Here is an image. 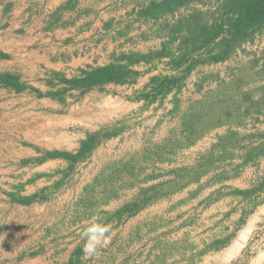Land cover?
<instances>
[{
  "label": "crops",
  "instance_id": "0c3cea01",
  "mask_svg": "<svg viewBox=\"0 0 264 264\" xmlns=\"http://www.w3.org/2000/svg\"><path fill=\"white\" fill-rule=\"evenodd\" d=\"M143 3L147 4L148 1L0 2V74L11 73L24 88L16 91L0 86V264H148L146 252L139 260L127 255V239L136 246L134 233L141 232V229L147 231L150 224L158 230V219L165 215L175 218L187 211L189 216L191 208H196L197 204L201 219L194 224H185L186 227L184 225L182 229L204 231L205 236L208 231L219 230L220 234L205 238L204 246L211 245V248L204 251L194 264H231L239 260L253 244L251 234L263 228L264 211L261 209L264 208V190L257 189L248 194L235 192V189L250 191L256 188L264 176L263 158L256 161L253 156L245 161L248 145L258 144L250 140L248 147H245L242 139L243 142L233 143L231 149L236 152L231 161L238 162L236 167L241 171L234 169L235 173L228 172L218 185H211L203 192L198 191L199 195H194L192 202L184 207H177V203L189 197L190 193L196 194V191H185L179 197H175L179 190L172 191L145 205L133 218H126L121 223H116L114 218L106 220L101 215H83L79 201L83 195V185L89 180L83 181L81 178V184L75 189L67 186L68 160L46 156L48 152L59 149L52 150L34 142L21 145V132H28V135L34 132L29 128L32 126L30 119L34 122L37 105L61 108L62 100L67 101L68 95L79 92L70 90L61 100L60 97H37L36 91L54 94L63 86L58 80L60 76L71 78L82 69L104 66L119 54L136 50L147 52L159 47L161 38L140 36L139 31L144 28L142 23L145 22L147 27L149 25V19L146 21L138 16ZM160 62L165 63V58ZM151 65L140 62L133 66L140 72L134 81L109 86L127 87V93L141 89L147 85L150 77L161 73H157ZM166 70L170 72L164 74L175 73L169 67ZM196 72L198 67L191 70V78H196ZM200 85L198 80H194L196 90ZM83 99H86V95ZM100 100L103 103L108 100L115 102L111 96ZM109 114L98 110L93 112V120L99 122ZM83 117L81 115V119ZM225 124L218 132L221 142L229 138V133L239 132L229 127V123ZM251 132L244 130L242 134L249 136ZM212 134L214 137L210 141L208 139L207 152L216 144V132ZM76 150L68 149L73 153ZM169 178L173 180L172 176ZM55 185L58 186L54 188ZM169 197L171 200L168 201ZM125 202L114 199L104 207L105 210H113L109 212L112 213ZM116 203L118 205L110 208ZM188 222H191L189 217ZM97 223L109 229L107 243L90 257L82 252L84 242L81 233ZM250 223L246 239L237 247L241 231ZM232 230L235 233L233 237L229 234ZM140 242L138 244H142ZM243 262L264 264V243Z\"/></svg>",
  "mask_w": 264,
  "mask_h": 264
},
{
  "label": "rangeland",
  "instance_id": "374dc122",
  "mask_svg": "<svg viewBox=\"0 0 264 264\" xmlns=\"http://www.w3.org/2000/svg\"><path fill=\"white\" fill-rule=\"evenodd\" d=\"M214 2L201 0L174 14L163 15L157 21L145 19L149 25L147 27L145 22L142 23L144 28L139 31L140 36L152 35L162 39V21L171 23L192 7L205 10ZM145 5L143 3L141 9ZM166 61V58L165 63L153 61L151 67L157 73H168L170 71L166 69L169 65ZM196 67L198 72L195 79L189 73L180 87L164 96H158L153 102L135 99L148 85V80L143 88L128 93L127 87L114 88L106 84L82 95L79 92L68 95L67 101H61V108L37 105L34 122L30 119L32 126L29 129H34V132L29 133L30 136L28 132H21V145L27 146L34 142L52 150H76L88 133L97 131L100 138L105 133L115 132L100 139L85 158L72 167L68 165V187L75 189L81 184V178L83 181L87 178L89 180L83 185V195L79 201L83 215H101L106 220L114 218L116 223L133 218L139 210L133 215L127 216L124 213L118 217L115 211L109 213L113 211L110 208L118 203L110 205V210H105L104 206L114 199L120 203L132 201L141 194V189L148 186H154L148 191L147 196H151L148 204L172 191L179 190L175 197L182 196L185 191H196V194L190 193L189 197L177 203V207H184L192 202L194 195H199L198 191L203 192L211 185H218L228 172L241 171V168L236 167L238 162L231 161L236 154L231 150L233 143H240L243 139L242 142L249 149L259 146L255 151V160L264 159V33L256 36L252 43H245L242 49H238L227 60L199 64ZM194 80H198L199 85L201 83L197 90L194 88ZM85 95L86 99H83ZM106 96H111L115 102L108 100L103 103L100 99ZM245 96L248 98L245 99ZM98 110L111 114L98 122L93 120V112ZM254 115L257 116L254 118ZM225 123L239 132L229 133V138L221 142L218 132L222 131ZM244 130H250L252 134L243 136ZM213 131L217 136L216 144L207 152L208 139L210 141L214 137ZM249 140L258 144H249ZM262 147L263 150L258 151ZM170 176L173 177L171 181ZM200 215L198 204L196 208H191L189 216L187 211L175 218L165 215L156 224L161 230H156L150 224L147 231L141 229L137 235L134 233L136 246L131 245L132 240L127 239V255L139 260L141 257L143 259L146 252L148 264L197 263L204 251L211 248V245L204 246L205 238L220 234L219 230L208 231L205 236L204 231L182 229L185 224L197 223L201 219ZM188 217L191 222H188ZM250 226L251 223L241 231L237 247L246 239ZM229 234L233 237L234 230ZM251 238L253 244L243 252L239 260L231 264H244L243 261L264 243V222L263 228L253 232ZM139 241L142 244H138Z\"/></svg>",
  "mask_w": 264,
  "mask_h": 264
},
{
  "label": "trees",
  "instance_id": "16d2710c",
  "mask_svg": "<svg viewBox=\"0 0 264 264\" xmlns=\"http://www.w3.org/2000/svg\"><path fill=\"white\" fill-rule=\"evenodd\" d=\"M195 2H201V0H150L139 11L138 16L157 21L163 15L174 14ZM160 28L163 31V40L159 48L147 52L122 53L104 66L82 69L78 75L71 78L60 76L58 80L63 86L54 94L36 91L37 96L60 97L59 99L62 100V96L70 90H78L82 95L106 84L130 83L140 73L133 68L134 65L166 58L169 69L175 73L150 77L148 85L135 97L136 100L153 102L158 96H164L180 87L191 70L199 64L225 61L238 49H242L245 43H252L256 36L264 33V0H215L205 10L192 7L171 23L162 21ZM0 86L13 88L16 91L24 89L18 84L17 77L11 73L0 74ZM246 98L248 96H245ZM249 102L252 104L251 99ZM111 134L115 132L105 133L99 138L97 131L88 133L80 141L74 153L54 150L48 152L46 156L66 159L69 167H72L73 164L89 155L100 139L109 137ZM258 148L259 146L251 147L247 151L245 161L253 157ZM262 150L263 147L258 151ZM152 188L154 186L141 189V194L123 204L114 213L118 217L124 213H127V216L133 215L151 200V196L147 194ZM257 189L264 190V176L256 188L250 191L235 189V192L248 194Z\"/></svg>",
  "mask_w": 264,
  "mask_h": 264
},
{
  "label": "clouds",
  "instance_id": "9594fccd",
  "mask_svg": "<svg viewBox=\"0 0 264 264\" xmlns=\"http://www.w3.org/2000/svg\"><path fill=\"white\" fill-rule=\"evenodd\" d=\"M109 229L99 223L89 226L81 233L82 252L87 256L96 255L99 248L107 243Z\"/></svg>",
  "mask_w": 264,
  "mask_h": 264
},
{
  "label": "bare ground",
  "instance_id": "6f19581e",
  "mask_svg": "<svg viewBox=\"0 0 264 264\" xmlns=\"http://www.w3.org/2000/svg\"><path fill=\"white\" fill-rule=\"evenodd\" d=\"M17 251V250H16ZM16 253V252H15ZM13 254V253H12ZM13 257V256H12ZM11 259V258H10Z\"/></svg>",
  "mask_w": 264,
  "mask_h": 264
}]
</instances>
